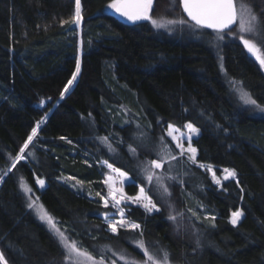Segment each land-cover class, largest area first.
Masks as SVG:
<instances>
[{"label":"trees","instance_id":"16d2710c","mask_svg":"<svg viewBox=\"0 0 264 264\" xmlns=\"http://www.w3.org/2000/svg\"><path fill=\"white\" fill-rule=\"evenodd\" d=\"M235 2L264 22V0ZM109 3L80 0L82 20L76 26L61 23L74 15L75 0H0V251L8 264H64L56 237L26 206L19 187L23 178L32 188L29 195L95 260L108 245L144 261L135 245L142 238L151 251L167 250L169 264H264V112L245 105L238 91L243 88L264 106V70L238 39L220 48L203 29L193 33L176 24L168 34L148 21L123 22L106 12ZM150 15L187 20L173 0H154ZM259 39L264 48V32ZM77 56L80 72L61 98ZM233 80L239 82L235 88ZM45 116L26 158L4 175ZM188 122L201 130L192 142L197 162L222 178L221 189L206 168L180 156L165 134L169 123L183 130ZM162 135L177 156L155 170L168 193L155 180L149 185L142 171L148 161L160 159ZM98 137H108L115 151ZM105 160L128 174L127 195L145 187L160 208L148 214L128 207L127 216L141 224L143 237L139 231L106 230L102 213L116 216L96 195L106 193ZM225 168L236 177L224 179ZM37 179L45 181L43 188ZM237 209L244 215L233 226L230 217ZM170 214L177 219L169 220ZM104 254L106 264L113 259L124 264Z\"/></svg>","mask_w":264,"mask_h":264},{"label":"snow or ice","instance_id":"6c2138e0","mask_svg":"<svg viewBox=\"0 0 264 264\" xmlns=\"http://www.w3.org/2000/svg\"><path fill=\"white\" fill-rule=\"evenodd\" d=\"M179 3L182 7L183 13L186 14L187 20L180 19H165V18H154L150 15V12L153 8L154 0H111V3L108 4V8L112 9L116 14L123 17L126 21L137 24L141 21H148L151 23L152 27L155 29L168 28V26H174L176 24L187 26L190 28L193 33L199 32L201 29H211L216 33V40H223L226 29H229L238 18L240 13H246L247 15H241V33L249 34H260L264 32V22L260 21L259 17L252 11L250 7L241 5L238 9L235 0H173V7L176 3ZM82 20L81 15V5L80 0H75V12L74 15L70 18L69 21H61L62 24L70 23L79 26ZM191 22V23H189ZM169 30H171L169 28ZM204 33H201V36ZM240 42L243 44L244 49L250 54L251 57H254L255 60L259 63L260 69L264 70V48L258 45L257 42H254L252 39L246 38L245 35H240ZM221 72H224V66L221 62L220 64ZM80 72V59L79 56L76 58V70L72 72L71 79L67 81L64 85V90L60 93L61 98H64L65 93L70 90V86L73 85L74 81L77 79V75ZM225 75H227L225 73ZM239 83L237 81H230V84L235 88V85ZM240 92V99L245 105H251L254 108L258 109L261 112H264V106H261L256 99L252 98L250 93L244 91L243 88L238 89ZM44 101L41 100L40 105H44ZM91 115V114H89ZM45 122V118L36 122V126L32 128L31 134L28 135L27 139L24 141L23 145L20 147L19 152L12 158L11 165L7 168L4 175L12 172L16 167L18 161L24 160L26 149L29 148V145L33 142L34 137L37 136L38 129L41 124ZM159 123V121H158ZM219 127V126H217ZM185 132L175 125L169 123L168 130L166 135L171 137L172 142L175 143V147L180 150V156H186L187 160L192 164H196L200 168H206V170L212 173L213 182L216 184L220 183V180L216 177L215 172L212 170L211 166H205L197 162V149L192 146V139L195 136L200 134V128L194 126L191 122L184 124ZM226 131V130H225ZM180 133V135H175L174 133ZM187 139V147L184 146V138ZM62 139H64L62 137ZM102 144H105L108 147L109 152H114L115 149L112 148L111 144L108 142V137H98ZM161 149H160V159H153L148 161L142 171L145 174V179L148 181V184L151 185L155 180L156 184L163 188L165 193H168V188L164 185V177L156 173V169H161L164 163H170L172 160H176L177 156L172 154L171 148L165 143V137L162 135L161 138ZM130 152L135 154L136 149L129 146ZM28 156L32 155V152L27 153ZM165 157L167 159H165ZM107 168L112 172L116 173L119 177L120 187L116 186V178L112 175H109L105 178L104 183L109 188V198L101 195L99 192L96 193L97 196L103 201V207L109 208L110 202L111 207L116 209V213L119 215V219L113 220L109 216L108 212L102 213L104 216V223L107 224V230L114 235H118L121 229L125 231H139L140 236L143 237V229L141 224L136 223L132 220H129L125 215V208L121 207L122 204H137L142 207L146 213L152 214L154 212H159L160 208L157 207V204L153 199L148 195L145 187H140L139 192L135 197H128L123 191V183L129 179L128 174L122 171L119 168H114L113 164L109 163L107 160L102 162ZM223 172L226 174L224 179L229 177L235 178L236 172L233 169L225 168ZM168 179L174 180L175 177H168ZM3 180V176H0V181ZM36 183L43 188L45 186V181L43 179H37ZM239 186V183H238ZM20 189L23 191L25 196L28 199L27 208L33 210L38 218L46 223L49 226V231L56 237L59 246L62 249V255L64 264H106L108 257L104 254L109 252L112 254V257H116L119 260H123L124 264H169V256L167 250L160 249L158 252L151 251L149 245L142 238L135 241V245L142 252L146 258L144 261H136L134 259H129L126 253L120 252L117 253L110 246L105 245L100 249L99 260H95L87 250L82 249L78 241L70 240L65 231H62L59 227L58 222L52 217L42 204H39V198L35 200L32 199V188L26 183V181L21 178L19 183ZM243 192V189H241ZM242 198V197H241ZM192 212L193 216H196V212L189 209ZM114 213V214H116ZM182 216L183 214H178ZM244 213L242 210L237 209L231 213L230 223L233 226L238 225L243 217ZM169 220L175 221L177 216L169 215ZM205 219L215 221L216 217L206 216ZM214 227V224H213ZM200 246L199 240H197V247ZM0 264H8V260L5 257L3 251H0ZM111 264H117V260L113 259Z\"/></svg>","mask_w":264,"mask_h":264},{"label":"rangeland","instance_id":"374dc122","mask_svg":"<svg viewBox=\"0 0 264 264\" xmlns=\"http://www.w3.org/2000/svg\"><path fill=\"white\" fill-rule=\"evenodd\" d=\"M106 12H108L109 14H111V15H113V16H115L116 18H118V14H116L112 9H109L108 7H106ZM241 15H244V16H246L247 14L246 13H240L239 14V16H238V18H237V22H238V24L236 23V25H238L237 27H236V29L234 30V31H229V32H224L223 33V35H224V39L223 40H216L215 39V37H216V33L215 32H211V35H212V37H211V40H212V42L216 45V46H220V48H221V46H222V44H224V43H226V42H231V41H235L236 39H238L239 41H240V39H239V37H240V35H245V37L246 38H249V39H252L254 42H259V38H260V34H258V35H256V34H249V33H241L240 32V27H241V21H240V16ZM123 21H125V22H127V23H130V22H128V21H126V20H123ZM141 22H143V21H141ZM169 28L171 29V30H169ZM155 29V28H154ZM176 29H177V27L176 26H168V28H162V29H155V30H162V31H164V32H166V33H168V34H172V33H174L175 31H176ZM242 44V43H241ZM243 45V44H242ZM247 51V50H246ZM254 58V57H253ZM255 59V58H254ZM259 64V63H258ZM71 87V86H70ZM48 115V114H47ZM46 115V116H47ZM46 116L44 117L45 118V120H46ZM42 125L43 124H41V126H40V128L42 127ZM39 128V129H40ZM38 129V130H39ZM167 130H168V126L166 127V130H165V134L167 133ZM186 129H183V130H181V132H185L186 133ZM175 135H180V133H174ZM167 136V135H166ZM168 137V136H167ZM198 136H195V137H193V139H192V142H193V140L194 139H196ZM169 138V140L172 142V140H171V137H168ZM173 143V145L175 146V143L174 142H172ZM184 146L185 147H187V139H186V137L184 138ZM192 146H193V144H192ZM194 147V146H193ZM177 149V148H176ZM178 150V152H180V150L179 149H177ZM197 157V156H196ZM102 165L106 168V170H107V173H106V175H105V178L107 177V176H109V175H112L113 177H115L116 178V186L117 187H120L121 185H120V181H119V177H118V175L116 174V173H112L108 168H107V166L106 165H104L103 163H102ZM114 167V166H113ZM115 168V167H114ZM202 170H204L205 168H201ZM213 170V169H212ZM214 171V170H213ZM226 174H224L223 175V178H224V176H225ZM209 177H210V179H211V181H212V183L215 185V186H217L219 189H221V183H222V178H219L217 175H216V177L220 180V183L219 184H216V183H214L213 182V179H212V173H210L209 172ZM105 178H104V180H105ZM231 178V177H230ZM60 180H64L65 182H67V183H69L72 187H74V188H77V189H80V188H82L83 186H82V184L79 182V181H75V180H73V179H70V178H64V179H60ZM104 182V181H103ZM131 182V180H130V178L128 179V180H126L124 183H123V185H122V187H123V191H124V187H125V185H127L128 183H130ZM39 186V185H38ZM104 186H105V189H106V193L103 195V196H105L106 198H109V200H110V197H109V188L105 185V183H104ZM40 187V186H39ZM139 192V191H138ZM124 193L127 195V193L124 191ZM137 195V194H136ZM136 195H134V196H129V195H127L128 197H135ZM25 198H26V201H27V203H28V199H27V197L25 196ZM37 197H32V199L33 200H35ZM102 203H103V201H102ZM39 204H41L40 202H39ZM131 206H137V207H140V206H138L137 204H135V203H133V204H128V205H124V204H122L121 205V207H124L125 208V215L127 216V210H128V207H131ZM109 208L110 209H112L113 210V212L114 213H116V209H114V208H112L111 207V202H110V206H109ZM140 208H142V207H140ZM143 209V208H142ZM30 210V209H29ZM31 212H32V214L34 215V217L49 231V226L46 224V223H44V222H42L39 218H38V216L36 215V213L33 211V210H30ZM48 212V211H47ZM49 213V212H48ZM155 213V212H154ZM50 214V213H49ZM51 215V214H50ZM52 216V215H51ZM115 218H111V219H113V220H117V219H119L120 217H119V215H118V213H116L115 214ZM53 217V216H52ZM127 218H128V216H127ZM129 219V218H128ZM57 222H58V224H59V227H60V229H61V223H60V221L59 220H57V219H55ZM130 220V219H129ZM106 226H107V224H106ZM106 230H107V228H106ZM108 231V230H107ZM50 232V231H49ZM109 233H111L110 231H108ZM51 234H52V232H50ZM112 234V233H111ZM53 235V234H52ZM54 236V235H53Z\"/></svg>","mask_w":264,"mask_h":264},{"label":"water","instance_id":"95a60500","mask_svg":"<svg viewBox=\"0 0 264 264\" xmlns=\"http://www.w3.org/2000/svg\"><path fill=\"white\" fill-rule=\"evenodd\" d=\"M180 8H181V11H182V13H183L182 7H180ZM183 15H184L185 18L187 19L186 14L183 13ZM118 18H119V20H122V21L125 20L123 17H121V16H119V15H118ZM236 23H237V21H236L233 25H231L229 29H226L225 32L232 31V30L235 28ZM203 30H206V31H209V32H213L211 29H203Z\"/></svg>","mask_w":264,"mask_h":264}]
</instances>
